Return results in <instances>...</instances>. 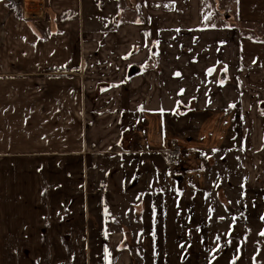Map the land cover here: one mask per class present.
Masks as SVG:
<instances>
[{
    "label": "crops",
    "instance_id": "crops-1",
    "mask_svg": "<svg viewBox=\"0 0 264 264\" xmlns=\"http://www.w3.org/2000/svg\"><path fill=\"white\" fill-rule=\"evenodd\" d=\"M25 1L24 12L7 8L59 33L68 0H30L41 15L31 18ZM101 1L73 0L86 10L77 21L62 11L64 67L45 68L51 50L36 47L1 65L0 264H84L89 227L104 264H135L123 227L110 220L102 234L85 219L89 153L138 159L156 191L165 180L173 192L211 182L264 191V0H212L214 10L205 0ZM128 67L139 72L127 78ZM171 142L182 166L170 162Z\"/></svg>",
    "mask_w": 264,
    "mask_h": 264
},
{
    "label": "rangeland",
    "instance_id": "rangeland-1",
    "mask_svg": "<svg viewBox=\"0 0 264 264\" xmlns=\"http://www.w3.org/2000/svg\"><path fill=\"white\" fill-rule=\"evenodd\" d=\"M18 1L24 12L23 0ZM205 1V9L214 10L213 1L209 0L210 5ZM72 3L73 0H68L57 11L59 19L54 23L57 33L54 26H48L47 20L36 24L18 20L16 11L9 10L5 1L0 0V70L6 57L29 47L51 50L46 56L45 68L64 67L60 62L61 52L70 51L66 40L71 30L61 19L62 11L70 12L75 21L79 10L86 11L84 3ZM118 10L119 15L128 12L130 20L140 18L138 7ZM25 14L38 17L40 6L26 0ZM31 26L36 27L37 34L30 32ZM228 27H237V24L231 23ZM246 30L250 34L259 32L257 28ZM4 32L10 35L3 38ZM6 84L23 82L12 80ZM125 159L129 158L122 154H88L84 194L87 204L90 201L94 207L85 219L98 229L101 227L102 234L107 232L110 220L123 227L130 245L124 249L130 250L135 264H264V235H261L264 233V191L211 182V186L200 188L199 185L194 190L179 184L173 192L166 180L164 189L156 191L155 178L142 180L138 173L142 169L137 166L138 159L132 165ZM98 232L85 228L84 264H104L102 257L99 260L97 256L103 249L96 238Z\"/></svg>",
    "mask_w": 264,
    "mask_h": 264
},
{
    "label": "built area",
    "instance_id": "built-area-1",
    "mask_svg": "<svg viewBox=\"0 0 264 264\" xmlns=\"http://www.w3.org/2000/svg\"><path fill=\"white\" fill-rule=\"evenodd\" d=\"M167 147L169 150L170 162L174 165H182L184 163V159L181 156V152L178 151L177 144L171 142Z\"/></svg>",
    "mask_w": 264,
    "mask_h": 264
},
{
    "label": "trees",
    "instance_id": "trees-1",
    "mask_svg": "<svg viewBox=\"0 0 264 264\" xmlns=\"http://www.w3.org/2000/svg\"><path fill=\"white\" fill-rule=\"evenodd\" d=\"M7 3V7L9 9H15L16 11H21V7L17 4L15 0H4ZM106 87H109L108 85H105ZM102 87V91L106 89V87ZM101 92V86H98L96 89V95H98Z\"/></svg>",
    "mask_w": 264,
    "mask_h": 264
},
{
    "label": "water",
    "instance_id": "water-1",
    "mask_svg": "<svg viewBox=\"0 0 264 264\" xmlns=\"http://www.w3.org/2000/svg\"><path fill=\"white\" fill-rule=\"evenodd\" d=\"M138 72H139V69L130 67V69L128 70V73H127V78H131L132 76L136 75ZM209 74H210V72H209Z\"/></svg>",
    "mask_w": 264,
    "mask_h": 264
},
{
    "label": "snow or ice",
    "instance_id": "snow-or-ice-1",
    "mask_svg": "<svg viewBox=\"0 0 264 264\" xmlns=\"http://www.w3.org/2000/svg\"><path fill=\"white\" fill-rule=\"evenodd\" d=\"M177 75H179V73H177ZM261 235H264V233H261Z\"/></svg>",
    "mask_w": 264,
    "mask_h": 264
},
{
    "label": "flooded vegetation",
    "instance_id": "flooded-vegetation-1",
    "mask_svg": "<svg viewBox=\"0 0 264 264\" xmlns=\"http://www.w3.org/2000/svg\"><path fill=\"white\" fill-rule=\"evenodd\" d=\"M128 70H129V67H128V69H127V73H128Z\"/></svg>",
    "mask_w": 264,
    "mask_h": 264
},
{
    "label": "bare ground",
    "instance_id": "bare-ground-1",
    "mask_svg": "<svg viewBox=\"0 0 264 264\" xmlns=\"http://www.w3.org/2000/svg\"><path fill=\"white\" fill-rule=\"evenodd\" d=\"M31 14H33V13H31ZM31 14H30V15H31Z\"/></svg>",
    "mask_w": 264,
    "mask_h": 264
}]
</instances>
